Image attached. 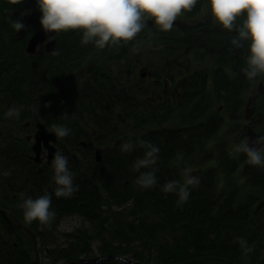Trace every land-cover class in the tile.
I'll return each mask as SVG.
<instances>
[{
    "label": "trees",
    "instance_id": "1",
    "mask_svg": "<svg viewBox=\"0 0 264 264\" xmlns=\"http://www.w3.org/2000/svg\"><path fill=\"white\" fill-rule=\"evenodd\" d=\"M204 4H209L208 0H198L190 12L183 11L177 20L195 15ZM24 9H31V13L22 18L26 28L17 32L11 21L20 18ZM40 15L36 0H23L21 4L0 0V133L6 134L7 142L0 147V156L4 158L0 157V264H38L23 245V233L32 232L43 237L42 241L49 235L53 237L61 219L71 213L88 220L90 227H77L67 234L66 245L51 241L54 254L48 264L90 257L97 238L101 241L97 246L101 254H119L149 264H264V168L249 165L245 154L232 155L223 146L218 153L207 149V141L226 121L218 108L210 110L215 95L224 103L221 107L233 122L252 114L243 135L252 140L264 136V90L257 94V99L246 94L258 80L264 89V74L250 81L241 72L246 49L230 46L223 59L206 66L197 59L190 44L186 50L184 46L178 48L176 57L171 56L176 59L174 67L149 71L148 74L158 72L160 76L148 89L138 86L134 76L101 65L85 75L78 74L72 83L63 86L59 79L62 81L65 74L68 76L82 63L95 45L82 44V33L69 30L56 37L52 54L29 53L26 44L41 26ZM146 20L148 23L138 35L174 36L172 32L158 30L150 18ZM179 31L176 27V44L188 43L189 30ZM129 42L109 47L126 46ZM115 56L120 58V52L115 51ZM150 66L154 70L153 63ZM137 67H131L133 75ZM156 87L164 93L176 90L179 95L164 105L162 114V104L150 100L159 94ZM199 100L202 105L198 108ZM35 103L38 116H33L30 108ZM175 106L186 110L194 106L190 115L200 117L189 125L137 130L146 122L163 120L173 113ZM9 108H19L22 118L38 117L33 123L35 131L38 120H44L50 130L52 124L70 129L67 136L57 137L55 144L68 157L69 171L78 186L70 198L56 197L52 163L34 160L30 142L32 138L34 141V134L31 138L9 134V126L17 118L5 116ZM5 124L10 125L4 128ZM239 126L240 122L230 128L236 131ZM138 139L151 141L160 148L154 165L158 183L152 188L145 189L136 183L140 173L132 167L135 159L143 156L144 149L136 146L131 152L120 150L125 140L135 143ZM239 142L237 138L231 139L232 145ZM196 149L208 150L206 157L217 160L201 167L199 185L190 187L187 202L178 205L177 194L163 192L162 186L170 180L183 182V157ZM6 171L10 173L7 176ZM222 171L228 179L239 171L242 182L228 180V184H220ZM45 194L51 195L54 219L49 225L39 221L26 223L19 205L28 197L35 199ZM8 210L17 221L8 216ZM236 237L245 239L253 250L243 254Z\"/></svg>",
    "mask_w": 264,
    "mask_h": 264
},
{
    "label": "clouds",
    "instance_id": "2",
    "mask_svg": "<svg viewBox=\"0 0 264 264\" xmlns=\"http://www.w3.org/2000/svg\"><path fill=\"white\" fill-rule=\"evenodd\" d=\"M23 0H11L12 4H21ZM198 0H36L41 13L39 23L45 33L76 30L82 33L81 43H92L100 49L108 45H119L121 41L133 40L146 26V17L150 18L161 31H170L174 22L183 11H191ZM211 15L223 29L235 31L230 43L235 49H246L245 66L241 72L248 80H254L264 74V0H208ZM31 9H24L20 18L12 20V27L20 32L26 28L22 18L30 15ZM242 17V23L236 21ZM19 108H9L6 117H18ZM67 115L66 113L64 114ZM51 131L58 138L67 136L70 129L63 124H52ZM136 146L144 149L142 157H137L132 165L139 172L136 183L147 189L157 185L156 165L160 148L151 141L138 139L135 143L125 140L120 145L122 152H131ZM235 153L246 155L247 163L264 168V136L255 140L249 137L232 146ZM56 197L70 198L78 191L73 175L68 168V157L57 151L52 160ZM147 169L146 171H140ZM194 169L185 167L181 171L183 182L167 181L162 186L165 193H176L178 205L187 202L190 187L199 185V177L192 175ZM7 171L5 176L9 175ZM50 194L38 198L28 197L19 207L23 210L26 223L39 221L49 225L55 217L50 211ZM243 254L251 252L245 239L236 237Z\"/></svg>",
    "mask_w": 264,
    "mask_h": 264
},
{
    "label": "rangeland",
    "instance_id": "3",
    "mask_svg": "<svg viewBox=\"0 0 264 264\" xmlns=\"http://www.w3.org/2000/svg\"><path fill=\"white\" fill-rule=\"evenodd\" d=\"M147 23L148 20H146V24ZM236 23L237 25L241 24L242 17L238 18ZM176 27L180 30L179 32L183 31L184 29L189 30V35L187 36L188 40H186L188 43L184 42L182 43L183 45L176 44ZM157 29L160 30L159 27H157ZM167 32L168 33L172 32L174 36L171 37V35H162L155 33L140 34L137 35L129 43H127L126 46L120 45L119 47H115L112 49L109 47V45L103 49H100L99 47L95 46L94 49L87 55V57L82 63H80L78 66L75 67V69L67 73L69 74L68 76H66L65 74L63 76L62 81L61 79H59L60 80L59 85H61L62 82H63V86L68 85L72 83L71 80H73V78L78 74L84 73L85 75L86 71L91 72L93 69H95V66L101 65L104 67L112 66L115 72H118L120 70L124 72L125 75L127 74L130 75L131 77L134 76L133 80L136 81L139 84L138 86L140 87L142 86L145 89L152 88L154 80L157 79L160 75L158 72L148 74L149 71L154 72L155 69L158 68L159 72H161L164 66L172 65V67H174L176 64V59L173 60V57L171 56L175 54L174 58L176 57V49L184 46V50H186L187 49L186 45L190 44L192 48L195 49V54L197 59L202 60L203 61L202 63L206 66L207 65L212 66L214 62L220 61L221 59L224 58L227 49H229V47L232 46L230 40L235 35V31L230 32L229 30L223 29V27L216 22L214 17L211 15L209 4H204V6L193 16H183L181 19L176 20L173 24L172 29ZM60 35H62V32L56 33L55 37L58 38V36ZM117 49L119 50L117 51ZM111 50H113V54H114L113 57L111 56L112 55ZM115 51L120 52V58L115 56ZM167 51H171L174 53L168 54ZM167 55H169L168 59H166ZM201 55H206V57H202ZM150 63H153V65L155 66L154 70L152 66H150ZM134 64H136V66L138 67L136 68L135 74L133 75V73H131L132 70L131 67ZM142 72H146V74L143 75ZM171 85L174 86V84ZM161 89L162 88L156 87V92H158L159 94L155 95V97H153L150 100L156 104H162V111H160L162 114L165 108L164 105H168L169 101L170 102L175 101V98L179 97V95H176L177 94L176 90H174L172 93L171 92L164 93ZM263 90L264 89L262 83L258 80L254 84H252L248 90H246L248 91L246 92V94L250 97L253 98L255 97L257 99L259 97L257 94H260V92L262 93ZM143 94L145 93H143L142 90V95ZM150 95L151 93L145 96H150ZM215 97H216L215 101H213L212 103L210 102L212 106L210 110L218 108L219 112L223 113L226 116V121L224 122V124L220 125V128L214 133L212 138H210L207 141V149H214L218 153L220 148L223 146L225 150L230 152V154L236 155V153L232 150L233 145L231 144V139L237 138L238 141H241L242 139L246 138V136L243 135L242 131L243 129H246L247 125H249L250 122L252 121V119H250L252 118L251 116L252 114L251 115L249 114L247 116V119L240 118L238 121L233 122L232 118L225 112L224 108L221 107V103L223 106L224 103L217 95H215ZM1 101L2 100H0V104ZM201 101L199 100L196 104L198 108L202 105V103H200ZM193 107L194 106L186 110V108L183 107L176 108L175 106V108L173 109V113L168 115L163 120L146 122L137 130L149 131L153 128H157L160 126L174 127L181 125H189L192 122L197 121L200 117L199 115L196 116L190 115V110ZM248 107H250V105H248ZM30 108L33 109L32 111L33 116L35 115V113L38 116L36 103L32 105ZM108 108L109 109L111 108L110 105H108ZM27 118L24 117L22 118L20 116L17 118H13L14 121L12 122V124L11 123H10L11 125L5 124L4 128H7V126L10 125L9 126L10 135L13 136L14 133L15 135L18 136L28 135L31 138V136H33L35 131V128L33 127L35 125H33V123L35 124V121L38 117L36 119L35 117L34 118L31 117L28 120H26ZM254 118L257 121L256 119L257 117ZM30 119L31 122L29 121ZM40 121L43 122L44 120H40ZM239 122H240V126L236 131L230 128L233 127L234 125H239ZM5 136H6L5 133H0V147L2 148L7 143L6 141H4ZM30 142L31 143L33 142V138L30 139ZM102 149L104 150L105 146H102ZM207 152L208 150L202 152L201 150L196 149L191 155L183 157V161H184L183 163L185 164V166L194 169L192 175L198 176L199 172L201 171V167L205 168L209 165H213L215 160H217L215 157H206L208 155ZM44 155L46 156V151ZM1 158L4 159L3 157ZM228 180L241 183L242 180H241L240 172L235 171L233 174V179H228L225 174V171H222L219 178L220 184H228L227 183ZM245 192L246 191H244V193ZM7 214L11 218L14 216V213H12L11 210H8ZM7 214L5 215L7 216ZM11 218H10L11 221L12 219L16 220V218L14 217L12 219ZM85 225L90 227V222L76 213H71L64 216L61 219L57 230L54 232L55 234L53 235V237L49 235L47 238L45 237L44 240L42 241L43 237L42 238L38 237L32 232H29L30 238L28 236L29 233L28 234L23 233L25 236L23 245L25 249L28 251L31 258L33 260H36L38 264L40 262H42L43 264H48L52 257V254H54V252L51 251L50 249L51 241L57 240V242H54L53 244L63 243V245H66L67 242L69 241L67 239V234H70L73 231H75L77 227H83ZM7 237L9 236L7 235ZM11 238L15 239L16 236H11ZM100 242L101 241L99 238L94 240L93 242L94 249L90 256L101 254L99 247H97ZM6 248L7 246L4 247V250L8 251ZM263 254H264V250H263Z\"/></svg>",
    "mask_w": 264,
    "mask_h": 264
},
{
    "label": "water",
    "instance_id": "4",
    "mask_svg": "<svg viewBox=\"0 0 264 264\" xmlns=\"http://www.w3.org/2000/svg\"><path fill=\"white\" fill-rule=\"evenodd\" d=\"M57 32L45 33L40 26L30 36L26 50L29 53L35 52L52 54L56 49L57 39L54 37ZM36 131L34 133V141L32 143V149L34 151L33 158L36 162L42 161V153L44 149L47 150V162L52 163L54 154L58 151L56 147L57 136L53 133L46 124L42 121L36 122ZM98 159H100V151L96 150ZM0 210H2L0 208ZM119 261L128 264H149L142 261L135 260L130 257L121 256L119 254L106 253L99 254L90 257H81L77 260H73L64 264H105L108 262L118 263Z\"/></svg>",
    "mask_w": 264,
    "mask_h": 264
},
{
    "label": "flooded vegetation",
    "instance_id": "5",
    "mask_svg": "<svg viewBox=\"0 0 264 264\" xmlns=\"http://www.w3.org/2000/svg\"><path fill=\"white\" fill-rule=\"evenodd\" d=\"M142 74L145 75L144 72H143ZM28 123H29V122H28ZM44 153H45V152H44ZM44 157H45V155L42 154V158H43V159H44ZM44 160H45V159H44ZM44 160H43V161H44Z\"/></svg>",
    "mask_w": 264,
    "mask_h": 264
}]
</instances>
